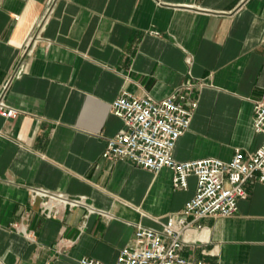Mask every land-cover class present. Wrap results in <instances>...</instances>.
<instances>
[{
    "label": "crops",
    "instance_id": "obj_1",
    "mask_svg": "<svg viewBox=\"0 0 264 264\" xmlns=\"http://www.w3.org/2000/svg\"><path fill=\"white\" fill-rule=\"evenodd\" d=\"M177 87L197 101L177 161L255 151L264 140L252 121L264 98V0H0V93L17 112L0 116V264H113L137 225L182 217L194 177L174 189L168 168L101 156L124 128L112 101L159 100ZM30 187L84 205L44 212ZM245 189L234 215L194 224L206 235L182 248L185 257L264 264V184Z\"/></svg>",
    "mask_w": 264,
    "mask_h": 264
},
{
    "label": "built area",
    "instance_id": "obj_2",
    "mask_svg": "<svg viewBox=\"0 0 264 264\" xmlns=\"http://www.w3.org/2000/svg\"><path fill=\"white\" fill-rule=\"evenodd\" d=\"M30 49L31 46L26 54ZM20 67L16 75L20 74ZM196 107L197 101H187L181 87L159 100L122 93L112 101L110 113L122 121L124 128L106 139L103 158L126 160L152 172L168 168L173 174L174 189L185 190L189 177L196 181L195 193L185 203L182 217H169L159 229L137 225L133 237L118 251L113 264H213L192 261L181 252L183 247L201 241L200 235L205 238L206 228L194 224L206 218L234 215L238 201L247 197L245 184L248 181L264 184V140L251 153L236 149L229 161L206 157L180 162L173 157L175 144L189 129ZM16 114L5 103L1 92L0 116L12 119ZM252 121L254 132L264 136V98L255 102ZM29 192L31 199L41 198L43 211L48 213L50 205L71 208L84 205L81 199L50 193L40 187H30ZM184 216H190L191 220L186 221ZM188 232H195L196 239H185ZM77 264L104 263L84 257Z\"/></svg>",
    "mask_w": 264,
    "mask_h": 264
}]
</instances>
